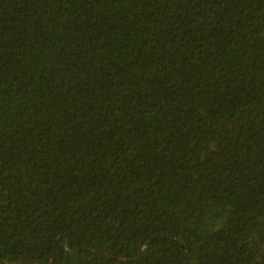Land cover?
Returning a JSON list of instances; mask_svg holds the SVG:
<instances>
[{"label":"trees","instance_id":"1","mask_svg":"<svg viewBox=\"0 0 264 264\" xmlns=\"http://www.w3.org/2000/svg\"><path fill=\"white\" fill-rule=\"evenodd\" d=\"M186 258L264 264V0H0V264Z\"/></svg>","mask_w":264,"mask_h":264},{"label":"water","instance_id":"2","mask_svg":"<svg viewBox=\"0 0 264 264\" xmlns=\"http://www.w3.org/2000/svg\"><path fill=\"white\" fill-rule=\"evenodd\" d=\"M186 255H187V251H186ZM54 257V256H53ZM53 257H52V259H53ZM185 264H188V261H187V258H186V263Z\"/></svg>","mask_w":264,"mask_h":264}]
</instances>
